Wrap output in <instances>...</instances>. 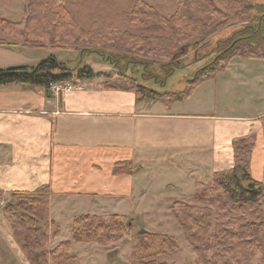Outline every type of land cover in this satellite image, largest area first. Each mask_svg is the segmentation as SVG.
<instances>
[{"label": "crops", "instance_id": "crops-1", "mask_svg": "<svg viewBox=\"0 0 264 264\" xmlns=\"http://www.w3.org/2000/svg\"><path fill=\"white\" fill-rule=\"evenodd\" d=\"M24 2L0 0V19L20 22ZM10 48L18 45H0V51ZM18 66L0 62V70ZM240 82L245 88L260 87L264 78L244 76ZM75 84L53 95L43 87H0V192L7 199L50 189L48 218L61 229L51 249L70 240L63 237L64 226H73L82 215L133 220L138 215L162 224L154 212L192 200L196 184L234 168L233 142L238 138L256 136L251 174L264 183V103L255 114L220 117L214 98L206 95L207 83L186 101L171 105L138 103L133 92L106 89L98 77ZM124 163L140 171L116 175ZM70 241L72 253L79 244L73 236ZM0 264H29L2 215Z\"/></svg>", "mask_w": 264, "mask_h": 264}, {"label": "trees", "instance_id": "trees-1", "mask_svg": "<svg viewBox=\"0 0 264 264\" xmlns=\"http://www.w3.org/2000/svg\"><path fill=\"white\" fill-rule=\"evenodd\" d=\"M174 1L177 10L168 18L162 16L153 6L139 0L129 20L130 27L142 29L147 37L141 39V36H134L130 32H126L122 37L137 46V42L148 41L147 47H143L142 51L168 56L172 54L176 42H184L196 35L209 38L221 29L222 24L217 19L220 11L213 0ZM249 1L237 2L243 5V18L247 25L241 30L240 38L225 50L219 61L199 70L188 82L185 91L156 92L129 78H125L124 83L104 84V87L109 90L133 92L138 103L156 102L171 105L186 101L198 86L225 72L235 59L264 60L262 34L258 33V23L264 14V6L251 7ZM252 12H255V17L249 16ZM25 13L21 23L0 19V29L22 34L20 31L32 18L37 19L43 27H49L48 31L52 32H43L42 38L59 40L60 43H64L66 38L76 39V34L82 38H91L88 32L75 23L65 7L64 0H26ZM112 34L119 39V34ZM165 34H168L169 38H164ZM0 45L5 44L0 42ZM110 49L130 54L126 48L117 45L111 46ZM103 76L109 77L108 74ZM97 77L90 67L78 69L74 74L55 58H49L37 67L0 70V87L28 85L49 89L62 82L75 79L86 81ZM262 121L264 123V119ZM255 144L254 134L235 139L234 168L215 174L208 183L196 184L192 202H176L171 207V214L197 255V264H264V221L248 224L230 221L216 224L212 209L216 201L255 204L264 198V184L254 180L251 174ZM139 171L140 168H134L132 163H124L117 166L115 174H136ZM3 195L0 192V198ZM49 195L51 191L48 187L34 194H12V197L19 200L16 205H7L5 214L14 238L29 264H81L79 258L71 253V241L62 242L54 249L50 248L51 243L60 235L61 229L55 222L46 221L44 218L43 198ZM131 227L132 222L125 216H78L72 226L73 242L109 248L128 236ZM136 238L134 264H168L160 262V259L179 251L177 240L169 235L144 231L138 233Z\"/></svg>", "mask_w": 264, "mask_h": 264}, {"label": "rangeland", "instance_id": "rangeland-1", "mask_svg": "<svg viewBox=\"0 0 264 264\" xmlns=\"http://www.w3.org/2000/svg\"><path fill=\"white\" fill-rule=\"evenodd\" d=\"M24 1L25 6L26 0ZM138 1L64 0L65 7L75 23L88 32L91 38H82L81 35L76 34L75 36L80 40L66 38L64 43H60L59 40L51 41L41 37L43 32L52 34L51 31H48L49 27H43L37 19L30 18L26 27L20 31L23 35L9 31V29H0L2 33H5V35L0 34V39L5 37L6 45H18V48L15 49L0 51V62L14 66L37 67L42 61L55 58L74 74L78 69L90 67L103 85L124 83L126 82L125 78H129L156 92H183L187 89L188 82L199 70L212 66L220 60L225 50L237 42L241 30L247 26L243 18V5L237 3L239 0H213L216 8L220 11L217 19L222 24L221 29L215 35L209 38L196 35L184 42H176L172 54L170 53L168 56L161 53L150 54L145 50L142 51L143 47H147L148 41L137 42V46L122 37L126 32L137 37L141 36V39L147 37L142 29L130 27L129 20ZM140 1L153 6L162 16L168 18L177 10L174 0ZM248 4L251 7L264 5V0H250ZM25 14L24 7L23 18L18 23L24 20ZM249 16L255 17V12L250 13ZM5 21L15 23L9 20ZM27 27L30 29H26ZM112 33L119 34V39ZM163 37L169 38V35L165 34ZM114 45L126 48L130 54L110 49ZM62 46L64 49H61ZM233 61L235 62L228 72L225 71L215 79L205 82L209 86L206 95L214 98L215 115L220 117L225 115L243 117L249 115L250 112L255 114L258 111L256 106L264 103V83L260 87L250 84V87L245 88V86H241L240 82L244 76L253 78V81H258V77L263 79L264 63L262 62L264 61L259 62L248 58ZM105 74H108L109 77L103 76ZM76 81L75 79L62 82L58 92L50 93L49 89H46L47 93L53 95L74 89ZM224 86H227V91L223 89ZM228 111L231 113L228 114ZM48 198L49 196L43 198L45 203L43 214L46 221H49ZM18 200L12 195L7 199L4 196L1 197L0 216L2 215L7 220L6 206L16 205ZM188 201L192 202L193 200L186 202ZM173 204L170 205V211L154 212L156 218L162 217H159L162 219V224L147 220L145 216L136 215V217L133 216L134 220L128 218L132 222L130 234L121 242L109 248H102L96 244H79L72 253L81 259L82 264H134L137 234L146 231L150 234L169 235L174 237L179 244L177 253L161 258L160 262L197 264L196 253L186 241L182 228L171 214ZM165 206L168 208V204ZM212 209L216 224L230 221L243 224L264 221V198L255 204L216 201ZM151 219L154 220V218ZM63 237L72 240V225L69 228L67 225L64 226Z\"/></svg>", "mask_w": 264, "mask_h": 264}, {"label": "flooded vegetation", "instance_id": "flooded-vegetation-1", "mask_svg": "<svg viewBox=\"0 0 264 264\" xmlns=\"http://www.w3.org/2000/svg\"><path fill=\"white\" fill-rule=\"evenodd\" d=\"M260 6H264V5H260ZM258 25H259L258 33L262 34L261 38H262V44H263V48H264V41H263V38H264V14L262 15V18L259 21Z\"/></svg>", "mask_w": 264, "mask_h": 264}, {"label": "built area", "instance_id": "built-area-1", "mask_svg": "<svg viewBox=\"0 0 264 264\" xmlns=\"http://www.w3.org/2000/svg\"><path fill=\"white\" fill-rule=\"evenodd\" d=\"M61 83H59V84H55V85H53V86H51L50 88H49V92L50 93H56V92H58L59 91V88H60V85ZM51 95V94H50Z\"/></svg>", "mask_w": 264, "mask_h": 264}, {"label": "water", "instance_id": "water-1", "mask_svg": "<svg viewBox=\"0 0 264 264\" xmlns=\"http://www.w3.org/2000/svg\"><path fill=\"white\" fill-rule=\"evenodd\" d=\"M263 41H264V38H263ZM144 231H142L141 233H143Z\"/></svg>", "mask_w": 264, "mask_h": 264}]
</instances>
